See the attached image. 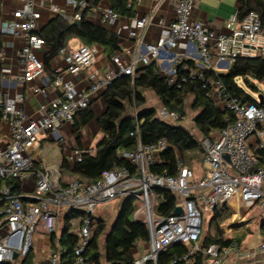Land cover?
<instances>
[{"label":"built area","instance_id":"1","mask_svg":"<svg viewBox=\"0 0 264 264\" xmlns=\"http://www.w3.org/2000/svg\"><path fill=\"white\" fill-rule=\"evenodd\" d=\"M197 1H176L167 33L156 43L144 42L153 13L137 18L127 32L134 49L114 54L110 69L88 89L77 88L75 77L94 64L96 46L62 49L63 68L52 70V77L43 79L46 46L36 34L41 20L36 0H19L12 19L0 24L1 59L7 50L15 47L14 41L20 43L10 80L45 99L39 107L41 115L31 117L24 108L22 92L10 94L0 90V121L6 126L5 143L0 147V264H18L29 253L38 233L50 239L55 236L54 248L43 264H61L66 250L56 236L58 219L78 211L85 216L78 225L75 264H94L86 261L83 254L97 224L95 210L99 205L126 199L135 209L133 219L143 223L148 232L146 251L137 254L133 264H157L159 254L176 244L186 247L187 253L182 257L186 263L196 254L206 257L204 264H221L229 253L236 257L243 254L238 243L229 238L223 239L230 241L227 246L215 243L204 247L201 241L206 215L211 219L217 211L223 214L232 203L257 216L260 223L264 222V166L259 162L260 154L264 155V104L258 100V95L264 93H255L254 103L241 101L230 94L221 79L205 77V72L229 69L242 59L264 58V24L254 11L242 19L236 12L223 31H216L193 19ZM64 3L70 12L55 4L49 9L68 23L80 21L86 1L64 0ZM90 10L99 11L101 22L108 26L119 17L110 7L96 5ZM159 24L162 26L163 22ZM181 42L195 46L193 64L171 57ZM152 62L169 86L203 81L205 96L230 115L224 119L223 128L199 140L203 155L199 173L185 164L178 153H175V174L154 172L152 168L163 163L162 155L170 149L164 138L147 145L138 142L134 150L118 152L117 157L133 169L115 167L90 184L74 180L63 186L59 166L36 165L33 149L41 135H58L64 125H73L76 115L88 109L93 98L102 96L115 79L125 75L134 77L137 70ZM234 83L241 87L242 80L236 78ZM260 85L264 90L263 84ZM47 88L57 95L48 98ZM136 115L133 108V116ZM158 116L163 121L185 119L163 107ZM134 134L138 137V125ZM82 155L83 152L75 149L66 160L73 166L82 160ZM28 179L33 184L30 191L23 188ZM14 183L20 185V193L15 192ZM156 189L172 194L176 201L174 209L180 207L181 214L154 213ZM257 250L264 252V239Z\"/></svg>","mask_w":264,"mask_h":264},{"label":"trees","instance_id":"2","mask_svg":"<svg viewBox=\"0 0 264 264\" xmlns=\"http://www.w3.org/2000/svg\"><path fill=\"white\" fill-rule=\"evenodd\" d=\"M85 1L87 7L81 10L82 17L79 25H72L57 16L36 32L48 48L43 57L45 68H49L51 61L60 55V51L67 48L71 39H77L86 46L102 48L108 58L120 50L117 35L85 19L86 12L96 6L99 0ZM111 2L115 12L126 15L127 0H111ZM250 11L256 12L264 24V0H240L237 10L238 18L242 19ZM182 63L193 64V61L186 60ZM178 69L180 71V68ZM210 76L221 79L233 97L244 102L254 103L253 98L246 93L242 86H236L234 80L240 78L245 88L252 93H258L256 84L264 83V58L236 61L229 67L227 73L222 75L214 71H206L205 77ZM202 85L203 81L194 80L181 84L179 87L169 86L165 79L157 73V66L154 62L137 70L134 77L125 75L115 79L102 94L106 108L97 119V126L105 133V136L99 141L95 155L83 153L82 160L73 166L68 164L65 157L63 158L60 167L62 185L66 186L74 180L86 184L93 183L103 172L111 171L115 167H127L132 170V166L127 161L117 157L118 152L134 150L138 142L147 145L161 138L168 142L170 149L162 155L163 163L152 168V170L157 173L175 174V153H178L187 164L191 157L202 154L199 140L202 137H209L211 133L223 128L225 126L224 119L230 117L229 113L217 108L205 96ZM148 91L154 94L161 107L169 112L177 113L182 118L185 117L186 99L191 97V109L198 111L194 123L201 136L200 139L195 138L179 124H170L159 119L153 108L145 106V93ZM133 108L136 109V117L132 115L131 111L129 112ZM78 114L83 124L94 118L90 108ZM137 125L138 137L134 134ZM259 162L264 166L263 154H260ZM66 177L69 179L67 180ZM14 187L16 193L21 192L18 183H14ZM156 193L162 197L157 212L163 216L171 215L176 202L173 195L161 189H156ZM134 211L130 200L125 202L122 209L120 205L116 220L106 234L104 233V222H97L93 237L89 241L83 258L94 264H102L99 238L105 234L104 264H133L135 255L132 250L136 248V243L139 241L146 243L148 240L145 225L132 218ZM84 216L83 212L78 211L61 218L62 229L59 235V243L66 250L62 256L61 264H75L74 251L78 238L76 234L69 233V227L71 221L81 222ZM225 219L224 214L218 211L214 213L208 223V231L213 228L214 234H207L206 237H202V246L206 247L215 243L227 246L230 243L229 240H223L220 230ZM261 234L264 236V226L261 227ZM54 239L55 236L53 235L51 237L52 249L54 248ZM186 253L185 246L181 244L172 245L159 254L157 264H188L182 260ZM190 259L191 264L204 262L202 256L198 254ZM18 264H35L33 247Z\"/></svg>","mask_w":264,"mask_h":264},{"label":"crops","instance_id":"3","mask_svg":"<svg viewBox=\"0 0 264 264\" xmlns=\"http://www.w3.org/2000/svg\"><path fill=\"white\" fill-rule=\"evenodd\" d=\"M177 0H127L126 15H119L112 25H105L101 22L99 11H87L85 19L97 26L103 27L118 37V43L121 52L132 51L134 49L133 42L128 39L127 32L132 27L133 22L148 13H153L150 25L148 26L144 42L146 44L156 43L161 35L167 33L168 24L174 18V8ZM240 0H198L194 11L193 19L208 24L216 31H223L226 22L239 9ZM51 4L57 5L61 10H67L64 0H36V7L41 12V20L39 22V30L43 28L50 20L57 17L53 14L49 7ZM19 0H0V24L12 19L13 12L19 7ZM111 0H99L98 7L112 8ZM67 12H70L67 10ZM162 21V26L159 24ZM15 47L7 50L4 57L0 58V90L8 91L10 94L22 92L24 94V108L31 117H39L40 104L44 102V98L40 95H33L28 91V87L21 86L10 80L11 74L14 72L16 65L17 47L20 45L16 40ZM80 45L77 39H71L68 42L67 49H76ZM97 57L93 65L84 69L75 77L77 88L88 89L95 81L101 79L103 75L110 69V59L102 48L96 46ZM48 48H45V52ZM171 55L175 60H193L195 55V46L187 43H179L177 48ZM64 66L63 55H59L53 59L49 68H46L44 78L52 77V70L62 69ZM57 94L50 88H47L48 98H53ZM94 114V118L83 124L79 114L76 115L73 125H64L58 135H41L38 144L33 149V156L37 166H59L61 167L63 158L67 157L71 151L77 149L83 153L95 155L96 147L99 141L105 136L97 126V119L105 111V101L102 96L93 98L89 107ZM6 136V126L0 121V147L4 146V137ZM202 167L200 168V170ZM200 172V171H199ZM68 180L69 177H66ZM33 184L28 179L23 188L26 191L32 190ZM28 193V192H27ZM112 203V202H111ZM112 206V205H111ZM111 206L105 208L108 210ZM226 217L222 228V238L232 239L236 241L242 249L243 254L236 257L233 253H229L221 264H264V252L258 251L257 246L264 236L261 234V223L258 217L251 213L245 212L241 206L232 203L227 211L223 213ZM97 222L103 221L101 215L95 214ZM257 224V225H256ZM226 233V236L224 235ZM34 262L45 260L46 256L51 252V239L41 233L34 236ZM202 245V241H201ZM137 249H133L132 253L139 254ZM146 251L144 247L142 253ZM250 254V256H248ZM205 263L206 257L202 256ZM39 263V262H38ZM190 261L188 264H191Z\"/></svg>","mask_w":264,"mask_h":264},{"label":"rangeland","instance_id":"4","mask_svg":"<svg viewBox=\"0 0 264 264\" xmlns=\"http://www.w3.org/2000/svg\"><path fill=\"white\" fill-rule=\"evenodd\" d=\"M228 71V69H222V68H216V73L217 74H226ZM256 84V83H255ZM240 85L243 87V89L246 91V93L253 99L255 98V93H252L249 89L245 88L243 86L242 83H240ZM259 93H264V90L262 89V85L260 84H256ZM145 99H146V107H151L156 111V116L159 118L158 116V111L160 110L161 106L160 103L158 101V99L154 96V94L150 91L145 93ZM191 101L192 98L191 97H187L186 99V111H185V119L182 122H175V121H169V120H164L167 123L170 124H179L180 126L184 127L187 131H189V133L191 135H193L195 138L200 139V134L198 133L197 129H196V125L194 123V118L197 115L198 111H194L191 109ZM131 111L132 115H133V109L129 110V112ZM202 158L203 155L202 154H196L195 156L191 157V159L188 160L187 165L191 166L193 169H195V171L197 173H199L200 168L202 167ZM162 202V197L161 195L156 194V200L154 203V213L157 212L158 206L160 205V203ZM112 205V206H111ZM120 205L121 202H112V203H106L104 205H99L96 210H95V214L97 215H101V217L103 218V222L105 224V234L109 232L111 226L114 224L116 217L118 215V212L120 210ZM111 206V208H109L108 210L103 211L105 208ZM60 217L58 219V225H57V234L56 236L58 237L60 235V231L62 229V221H61ZM133 218V216H132ZM210 222V217L209 215H206V218L204 219V227H203V238L206 237L207 234L209 235H213L214 234V230L213 228L210 229L208 231V223ZM78 225H79V221H71V225L69 227V233H74V234H78ZM257 225V224H256ZM223 224L220 226V230L221 233L223 232V228H222ZM105 234H103L100 238H99V251L101 254V263L104 264V240H105ZM34 240L32 242V247H34ZM136 247L139 249L138 252L139 254L142 252L143 248H146L145 243L143 242H137L136 243ZM135 257L137 256V254H134ZM39 262V263H38ZM36 262L37 264H42V260Z\"/></svg>","mask_w":264,"mask_h":264},{"label":"water","instance_id":"5","mask_svg":"<svg viewBox=\"0 0 264 264\" xmlns=\"http://www.w3.org/2000/svg\"><path fill=\"white\" fill-rule=\"evenodd\" d=\"M72 25H75V26L79 25V21L73 22ZM263 87H264V83H263ZM258 100H259L260 104H264V96L262 94H259L258 95ZM126 201H127V199L121 202V209L123 208V206H124V204H125ZM181 212H182L181 211V208L180 207H176L174 209V211H173V214L174 215H179V214H181ZM261 225L264 226V222H262ZM13 258L16 259L17 258V255L14 254V257Z\"/></svg>","mask_w":264,"mask_h":264}]
</instances>
